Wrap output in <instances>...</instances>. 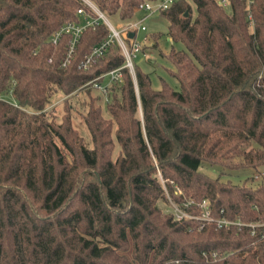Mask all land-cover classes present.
Returning <instances> with one entry per match:
<instances>
[{
	"label": "trees",
	"instance_id": "1",
	"mask_svg": "<svg viewBox=\"0 0 264 264\" xmlns=\"http://www.w3.org/2000/svg\"><path fill=\"white\" fill-rule=\"evenodd\" d=\"M87 1L121 21L145 0ZM227 2L177 0L160 11L170 40L183 45L160 52L179 88L156 89L138 64L122 67L108 115L88 102L86 140L69 104L60 115L44 107L57 91L89 93L90 80L124 64L112 44L80 67L107 26L87 28L62 66L70 37H49L79 22L80 7L94 15L91 7L0 0V264H264V238L248 228L177 220L157 203L197 215L205 199L214 217L264 220V182L199 170L264 165V0ZM98 91L100 99L106 90Z\"/></svg>",
	"mask_w": 264,
	"mask_h": 264
},
{
	"label": "built area",
	"instance_id": "2",
	"mask_svg": "<svg viewBox=\"0 0 264 264\" xmlns=\"http://www.w3.org/2000/svg\"><path fill=\"white\" fill-rule=\"evenodd\" d=\"M83 1L91 7L94 15L87 13L81 7L78 8L77 14L81 18L80 21L67 22L62 24L51 34L49 40L51 43L57 44L64 34L69 35L70 38L68 46L64 56L61 59V65L66 66L73 57L75 46L81 34L87 28H94L96 25L103 22L108 28L107 36L103 38L99 43L92 46L89 53H87L81 61L80 67L83 69L90 68L103 56L110 45L117 44L124 56V64L119 67L110 69L102 73L97 78H94L88 82L94 88L105 91L112 82L121 79L122 67H127L129 72L133 73V58L138 53L145 55V53H143L142 51V44L145 42L146 36L143 37L142 40H136L135 36L136 32L146 30V26L144 24L145 19L149 15H153L167 9L177 0H145L138 7V10L140 11L139 16L125 21H117L115 24H113L93 4H91L87 0ZM217 2L222 6H226L228 3L227 0H217ZM131 32L133 33L132 36L129 35ZM48 61H50V58L48 59ZM99 79L101 80L99 81ZM170 201L172 206L170 212L177 220L183 218H195L203 222H215L218 227L236 226L238 230L242 228H248L251 235H258L259 237L264 238V220L242 221L239 218L230 219L225 216L214 217L211 214L209 203L205 199L195 203L196 206H198L200 209L199 213L197 215H194L187 212L184 207L178 205L172 200H169V202ZM189 203L191 202H186L183 204L184 206H187ZM211 255L215 257L216 252H212Z\"/></svg>",
	"mask_w": 264,
	"mask_h": 264
},
{
	"label": "rangeland",
	"instance_id": "3",
	"mask_svg": "<svg viewBox=\"0 0 264 264\" xmlns=\"http://www.w3.org/2000/svg\"><path fill=\"white\" fill-rule=\"evenodd\" d=\"M225 7L228 9L227 5ZM191 14L192 16L195 15L194 5H192ZM134 15H140V11H135ZM125 20L129 19H124L121 21ZM110 21L115 24L118 20H116L114 17H111ZM144 24L146 26V30L136 32L135 36L136 40H142L143 36L146 35V41L142 44V51L145 53V55L138 53L133 58V63L138 64L143 70L149 73L151 84L154 88L159 89L162 85V82L164 81L174 89H178L179 82L167 71V68L173 67L168 61L165 60L164 57L160 55V52L165 54L169 52L172 45L175 48H183V45L168 39V21L159 13L149 15L145 19ZM116 86V84L111 83L100 99L97 95L99 94L98 89L92 88L90 86L88 89L89 93L84 90H77L72 94L67 95L62 91H57L49 97L44 109L46 111L53 109V112H55L57 115H60L65 109V104H69L73 125L80 131L84 138L88 140L89 135L82 115L87 110L90 98L93 97L95 102L100 104L103 115L107 116L108 112L105 108V104L110 100L113 92L118 94L119 91ZM28 111L32 112L30 108ZM199 170L211 177H219L221 181L229 180L234 184L246 183L248 185L254 186L260 182H264V165H261L258 169H230L227 167H221L219 165H209L205 163L199 167ZM157 203L162 211H171V201L167 202L159 199Z\"/></svg>",
	"mask_w": 264,
	"mask_h": 264
},
{
	"label": "water",
	"instance_id": "4",
	"mask_svg": "<svg viewBox=\"0 0 264 264\" xmlns=\"http://www.w3.org/2000/svg\"><path fill=\"white\" fill-rule=\"evenodd\" d=\"M187 14H188V12L186 11V12H185V15H187ZM129 35H130V36H132V35H133V33L131 32Z\"/></svg>",
	"mask_w": 264,
	"mask_h": 264
},
{
	"label": "crops",
	"instance_id": "5",
	"mask_svg": "<svg viewBox=\"0 0 264 264\" xmlns=\"http://www.w3.org/2000/svg\"><path fill=\"white\" fill-rule=\"evenodd\" d=\"M155 14H158V13H155ZM146 35H144L143 37H145ZM168 37V36H167ZM147 38V37H146ZM168 39H170L169 37H168ZM146 41V40H145Z\"/></svg>",
	"mask_w": 264,
	"mask_h": 264
}]
</instances>
